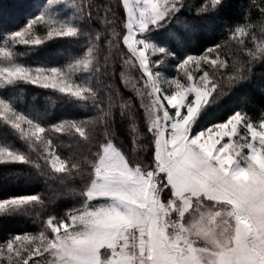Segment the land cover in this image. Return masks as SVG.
I'll return each instance as SVG.
<instances>
[{"label": "snow or ice", "instance_id": "6c2138e0", "mask_svg": "<svg viewBox=\"0 0 264 264\" xmlns=\"http://www.w3.org/2000/svg\"><path fill=\"white\" fill-rule=\"evenodd\" d=\"M257 65L264 0L0 5V264H264Z\"/></svg>", "mask_w": 264, "mask_h": 264}, {"label": "trees", "instance_id": "16d2710c", "mask_svg": "<svg viewBox=\"0 0 264 264\" xmlns=\"http://www.w3.org/2000/svg\"><path fill=\"white\" fill-rule=\"evenodd\" d=\"M238 2V0H237ZM13 3V0H0V5L7 6ZM74 54V49L71 45L65 42H56L51 44L49 47L43 49L40 52H37L31 56L32 60L38 61H61L64 58ZM254 80L253 85H259L264 83V67L257 65L254 69ZM253 85H249L248 91L253 96V102L257 105L261 103L262 98L259 95V91L257 88L253 87ZM44 93L42 90L32 89L28 90L23 93L24 102L26 104H31L33 102V97L36 96L39 99L40 96H43ZM55 99V97H52ZM59 104V101H57ZM65 115H71V110H61ZM5 135L4 129L0 127V138H3ZM7 171L3 167H0V177L3 176V173ZM31 189L27 187L22 181L17 182L14 178L9 179V181L5 184L0 182V196L7 193H17V194H24L30 192ZM18 229V225L13 221L8 222H0V236H4L10 232H14Z\"/></svg>", "mask_w": 264, "mask_h": 264}]
</instances>
